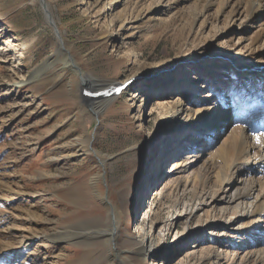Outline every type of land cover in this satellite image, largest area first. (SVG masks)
<instances>
[{"label": "rangeland", "instance_id": "rangeland-1", "mask_svg": "<svg viewBox=\"0 0 264 264\" xmlns=\"http://www.w3.org/2000/svg\"><path fill=\"white\" fill-rule=\"evenodd\" d=\"M139 2L131 0L132 6ZM189 4L158 14L170 25L155 30L153 40L127 31L107 41L104 21L113 12L95 24L83 16L80 0H0V244L18 253L9 264H203L209 250L236 254L246 247L238 223L204 224L199 214L211 201L207 207L191 203L184 188L176 198L154 193L164 176L185 178L200 171L204 157L192 156L220 131L191 121L184 130L167 128L153 144L162 121L155 101L167 104L181 97L185 107H218L235 121L233 102L243 89L235 83V65L253 64L259 67L257 81L264 79V66H259L264 42L252 45L264 27L261 20L249 24L240 16L229 27L219 17L204 35L209 39L193 41L183 25L186 11H181ZM61 40L69 55L58 47ZM220 53L225 57H210ZM196 54L202 58L190 59ZM252 54L256 60L248 59ZM167 62L177 69L172 76L169 70L154 71ZM110 84L119 88L106 105ZM253 95L251 100H262ZM93 104L102 106L101 120L91 111ZM138 110L140 123L134 119ZM258 112L250 120L262 117L264 101ZM178 158L183 165L169 174L167 160ZM229 188L223 186L216 207L229 206ZM177 198L191 209H174ZM113 218L118 228L111 240ZM148 221L165 227L157 231L158 248L142 258L132 250L135 227ZM51 235L54 242L42 238ZM85 255L90 263L83 262Z\"/></svg>", "mask_w": 264, "mask_h": 264}, {"label": "bare ground", "instance_id": "bare-ground-1", "mask_svg": "<svg viewBox=\"0 0 264 264\" xmlns=\"http://www.w3.org/2000/svg\"><path fill=\"white\" fill-rule=\"evenodd\" d=\"M173 1L175 2L174 7H172ZM188 3H190V6L188 5L187 8L183 7L181 11H186L183 18L185 24L183 23V25L187 32V38L190 37L193 41L202 40L209 34L210 26L215 25L219 17L228 21L229 27H233L234 22L240 16H245L249 24L258 18L264 25V0H140L135 6H132L131 0H80L83 16L88 20L94 19L95 24L99 23L102 16H105L108 12H113L110 19L108 21L105 19L104 21V38L107 41L114 40L127 31H130L131 35H133L132 32L134 31V35L141 34L145 39L153 40L157 37L155 30L162 32L170 23L159 20L156 16L162 11L167 12L169 10L171 12L172 9L176 11L181 5L187 6ZM177 4L180 6H176ZM195 28L197 29L196 31H194ZM255 35L252 45L257 44L260 40L264 42V27L257 30ZM207 39H209V36L204 38V40ZM58 47L66 51L68 55L70 54L62 40ZM128 57L131 60L130 54H128ZM210 57L224 58L225 55L220 53L218 56L216 54ZM200 58H202V55L190 56V59L193 60H199ZM256 58L255 54L248 56V59L251 60H256ZM174 65L168 62L157 64L154 71L169 70L172 76L177 70L176 68L173 69ZM259 66H264V61ZM235 67L237 69L236 74L233 73L235 83L236 85L241 84L243 88L241 89L242 93L240 91L233 102L235 106L233 109L237 108L235 111L237 119L235 121L229 118V111H220L218 107H185L181 97H177L174 101L167 104L155 101L156 106L160 109L159 114L162 116V121L158 123V131L151 139L153 144L160 135L166 132L167 128L178 126L175 132L180 129L184 130L191 121L205 127H209V125L220 127L219 134L215 137V140L208 145L206 144L202 150H196L194 157L192 156V158H197L199 155L204 157L206 164L200 171H193L185 178L168 179L164 176L162 180L166 181L162 182L154 190L155 194H159L161 191L162 195L166 193L176 198L180 188L188 189V197L191 203L196 202V205L206 206V201L212 202H210V208L201 211V214H199V217L205 218L204 224L209 225L220 221H226L229 225L238 223L237 228L240 227L242 231L240 238H246L244 243L248 241L243 251L232 254V252L223 249V251L219 252L209 250L206 252L207 254L203 255V264H264V113L261 114V118L256 117L259 120L256 121V118L250 120V117L258 112V108L264 101V85L262 84L264 79L261 82L257 81L258 75L256 71L259 67H255L253 64L243 66L242 63H238ZM41 69L43 67L36 70L34 74H39ZM151 73L149 71L148 75ZM82 79H88L87 81L94 86L97 83L91 77L85 78V76H82ZM180 82V86H183L187 81L182 80ZM251 82L252 85L250 86ZM18 85L14 84V86ZM248 87L251 90H255L256 95H253L251 91L249 93ZM108 88L107 97L109 99H106V105L113 101L114 98H111V95L119 87L110 84ZM251 95L255 96V98L260 97L262 100H251ZM249 100L250 105H247ZM90 106L94 116L101 120L103 117L100 110L102 106L97 104ZM230 106L231 104L228 105V109ZM112 113L116 114L117 111L113 109ZM134 119L138 123L141 122L139 110L136 111ZM159 145L161 144H155L156 147H159ZM252 158H255V164L258 166L254 167L252 165L254 164ZM182 161L183 159L180 161L179 158L167 160L169 174L175 167L183 165ZM238 179L240 182L238 181L237 185L236 181ZM223 186L231 187L227 196L229 206L218 208L216 204L222 200V198L218 199V197L223 191ZM128 199L129 195L124 193L122 195L124 212L129 209ZM177 199L178 202L175 204L174 209L176 207L180 212L187 211L189 206L182 202L181 198ZM113 213L114 210L112 209L111 215ZM112 221V234H116L118 222L114 218ZM96 223L98 224V222ZM164 227L165 225L160 228L163 229ZM135 229L137 237L134 238L132 250L137 252L142 258H146L158 248L157 231L161 229L157 228L152 221H148L143 226L137 224ZM115 234L111 235V240L115 238ZM36 237V235L28 237V241ZM42 238L47 243L55 241L54 235L43 236ZM114 241L111 243L112 250L118 252ZM47 245L46 243L41 244L43 248L47 247ZM2 252L5 255L0 257V263L1 261H5L6 264L12 263L18 257L14 247L8 244H0L1 256ZM83 262L90 263L91 256L85 255Z\"/></svg>", "mask_w": 264, "mask_h": 264}]
</instances>
